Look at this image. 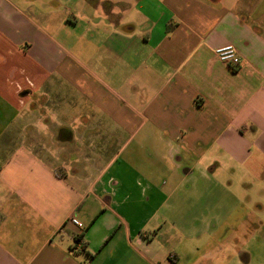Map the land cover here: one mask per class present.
<instances>
[{
    "label": "crops",
    "instance_id": "0c3cea01",
    "mask_svg": "<svg viewBox=\"0 0 264 264\" xmlns=\"http://www.w3.org/2000/svg\"><path fill=\"white\" fill-rule=\"evenodd\" d=\"M0 264H264V0H0Z\"/></svg>",
    "mask_w": 264,
    "mask_h": 264
},
{
    "label": "built area",
    "instance_id": "2783aa9c",
    "mask_svg": "<svg viewBox=\"0 0 264 264\" xmlns=\"http://www.w3.org/2000/svg\"><path fill=\"white\" fill-rule=\"evenodd\" d=\"M216 55L221 63L232 69H237L241 65V58L233 46L218 49ZM71 222L74 226L81 227L77 219H72Z\"/></svg>",
    "mask_w": 264,
    "mask_h": 264
},
{
    "label": "trees",
    "instance_id": "16d2710c",
    "mask_svg": "<svg viewBox=\"0 0 264 264\" xmlns=\"http://www.w3.org/2000/svg\"><path fill=\"white\" fill-rule=\"evenodd\" d=\"M79 242V241H78Z\"/></svg>",
    "mask_w": 264,
    "mask_h": 264
}]
</instances>
